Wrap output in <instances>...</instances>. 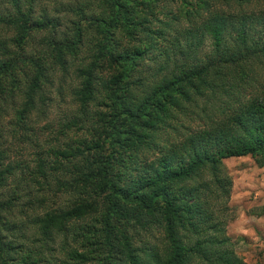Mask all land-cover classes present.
<instances>
[{
  "label": "trees",
  "instance_id": "16d2710c",
  "mask_svg": "<svg viewBox=\"0 0 264 264\" xmlns=\"http://www.w3.org/2000/svg\"><path fill=\"white\" fill-rule=\"evenodd\" d=\"M243 156L264 166V0H0V264H243Z\"/></svg>",
  "mask_w": 264,
  "mask_h": 264
},
{
  "label": "rangeland",
  "instance_id": "374dc122",
  "mask_svg": "<svg viewBox=\"0 0 264 264\" xmlns=\"http://www.w3.org/2000/svg\"><path fill=\"white\" fill-rule=\"evenodd\" d=\"M58 103L52 104L47 119L39 122V126L49 121L55 128L57 121L66 115L69 104ZM25 148L27 152H22L18 159L24 160L28 158L25 153L34 151ZM222 165L231 181L224 227L229 248L243 264H264V166L256 167L249 156L228 158Z\"/></svg>",
  "mask_w": 264,
  "mask_h": 264
}]
</instances>
